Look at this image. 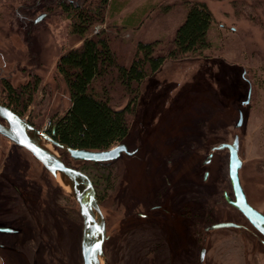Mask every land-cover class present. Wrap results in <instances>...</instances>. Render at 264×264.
Masks as SVG:
<instances>
[{
	"label": "rangeland",
	"instance_id": "374dc122",
	"mask_svg": "<svg viewBox=\"0 0 264 264\" xmlns=\"http://www.w3.org/2000/svg\"><path fill=\"white\" fill-rule=\"evenodd\" d=\"M20 1L0 0V103L8 104L3 81L17 89L36 79L32 100L20 113L40 131L69 108V95L55 64L62 53L81 42L69 33L66 20L44 14L38 21L37 43L20 38L9 25L11 10ZM203 1L213 16L207 34L210 47L199 57L166 60L141 83L128 136L121 142L136 152L107 163L66 159L96 183L106 228L102 252L108 260L117 256L115 246L119 258L131 252L122 264H147L141 254L155 249L150 237L157 234L161 235V254H156L152 264H195L202 247L203 264H264V248L256 246L250 232L232 227L204 231L216 222H238V213L221 197L223 191L232 197L229 153L226 149L211 151L232 143L234 136H238L242 162L238 171L241 187L248 202L264 210V0H246L244 6L238 3L235 8L233 0ZM183 2L147 1L141 8L153 9H147L138 26L120 28L122 18L107 19L105 25H94L90 35L99 26L98 32L113 42L118 40L112 45L125 62L137 41L160 40L163 43L156 49L163 52L185 17ZM139 3L131 0L127 7L135 9ZM110 96L113 105L125 104L118 86L114 85ZM239 115L242 121L236 127ZM209 153L211 159L204 164ZM0 171L2 177L8 173L16 178L0 179V187L27 185L31 190L25 193L41 205L29 211L19 198V219L32 224L29 233L34 243L28 251L37 250L44 237L53 251L50 264H80L82 218L74 198L32 155L2 137ZM107 177L109 184H100ZM170 183L174 190L167 192L164 188ZM156 192L180 215L162 218L156 229L137 231L129 241L120 238L127 222H137L129 212L153 204ZM181 205L189 208L192 217L181 215ZM35 220L43 226H34ZM25 231L26 235L28 227Z\"/></svg>",
	"mask_w": 264,
	"mask_h": 264
},
{
	"label": "trees",
	"instance_id": "16d2710c",
	"mask_svg": "<svg viewBox=\"0 0 264 264\" xmlns=\"http://www.w3.org/2000/svg\"><path fill=\"white\" fill-rule=\"evenodd\" d=\"M245 1L231 3L235 8L238 3L244 6ZM121 6L119 0H21L19 6L11 10L9 25L22 39L37 43L35 34L40 23L34 20L44 14L66 20L69 33L81 42L56 61L55 70L65 84L70 104L63 114L52 118L49 129L56 142L72 149L105 150L122 142L129 133V118L134 114L141 83L156 73L166 60L199 57L210 47L207 34L213 16L209 8L203 0H184L185 17L168 47L160 52L156 49L163 43L160 40L137 41L129 61L125 62L117 57L108 35L103 32L90 35L94 25L113 19L114 12ZM169 7V4L164 5L163 10ZM149 8H141L122 18L120 28L138 26ZM36 45L33 50L37 52ZM32 54L35 60V52ZM114 85L126 100L122 107L112 103L110 91ZM36 87V79L17 89L6 81L2 85L5 101L18 114L30 103ZM91 182L99 202L96 183ZM100 184H109V177L100 180Z\"/></svg>",
	"mask_w": 264,
	"mask_h": 264
},
{
	"label": "water",
	"instance_id": "95a60500",
	"mask_svg": "<svg viewBox=\"0 0 264 264\" xmlns=\"http://www.w3.org/2000/svg\"><path fill=\"white\" fill-rule=\"evenodd\" d=\"M44 15L36 18L35 22ZM0 135L13 144L27 150L76 201L79 214L82 218V236L80 241V253L82 264H102V245L106 238L105 220L97 201L96 193L90 178L82 170L64 164L62 156L57 148L62 149L70 159L90 161L95 163H107L116 160L122 154L132 155L124 143H119L105 150L72 149L68 146L55 142L51 137H46L34 128L26 120L19 117L10 109L0 105ZM239 115L236 127L241 124ZM227 149L228 176L234 193V199L226 197L227 202L239 209L252 222L258 218L264 219L262 214L254 210L246 201L241 187L238 171L241 160L238 156V136L233 137L232 143H223L212 148L214 150ZM211 154L207 156L209 160ZM205 160L204 163L207 161ZM233 223H217L209 226L207 230L234 227ZM99 250L96 251V246Z\"/></svg>",
	"mask_w": 264,
	"mask_h": 264
},
{
	"label": "flooded vegetation",
	"instance_id": "af4514ba",
	"mask_svg": "<svg viewBox=\"0 0 264 264\" xmlns=\"http://www.w3.org/2000/svg\"><path fill=\"white\" fill-rule=\"evenodd\" d=\"M0 105L10 109L12 112H14L19 117H21V114H18V112L14 111L12 109V106H8L9 104H1L0 103ZM0 122H1V124L6 125V122L4 120L0 119ZM0 137L4 138L1 135H0ZM4 139L7 142H10L6 138H4ZM10 143H12V142H10ZM119 143H121V142H119ZM119 143H116L115 145H117ZM13 145L16 147H19L15 144H13ZM115 145H113V146H115ZM19 148L25 150L22 147H19ZM57 150L61 151L60 155L62 156L64 164H66L67 166L74 167V166L68 164V162L66 161L67 157H69V156L66 153H64V151L62 149L57 148ZM25 151L28 152L27 150H25ZM128 151H129V149H128ZM132 151H135V149ZM132 151H129V152H132ZM214 151H218V150H214ZM214 151H212V152H214ZM124 155L132 156V155H127V154H124ZM210 159H211V157H210ZM210 159L209 160L206 159L207 161L204 164H208ZM74 161H80V160H74ZM74 168H76V167H74ZM0 175H1L0 179H3L4 177L6 178V180L11 179V178L16 179V178H13L12 176H9L8 173L4 177H2L3 174L1 173V171H0ZM206 175H207V173L204 174V179L206 178ZM28 187L29 186H27V185H24L23 187H19V186H13L12 187L11 185L9 187L8 186L0 187V264H37L38 263L37 259H40L41 264H50L52 261L51 260V254L53 253V251L51 248V244H50L49 240L48 239L45 240L44 237H43V239L38 241L37 250H35V251L33 250V252L28 251L30 248L29 247L30 243H34V237L32 236V233L31 234L29 233V228L32 224L31 225L27 224L25 222L26 220L23 218L19 219V214H18L19 206H20L19 198L23 200L22 205L24 207H26L29 211L39 210V208H37V207L41 206L40 204L35 203L34 199L29 198L28 195L25 193L27 189L31 190V188H28ZM231 189H232V187H231ZM164 190L167 192H170V191H173L174 188L171 186V183H170V185L166 186L164 188ZM158 195L159 194L156 192L155 202L153 204L147 206L144 210L137 211L136 209H133L132 211L129 212L128 216L130 218L134 217L137 220V222L136 223L127 222L128 225L125 228L124 233H122V235H120V234L118 235V236H120V238H123L125 241H127V240L129 241V240H131L133 234L136 233L137 231H146L148 227H149V229H152V228L156 229L160 225V223H161L160 221L162 218H164L166 216L167 217L170 216V218H172V217H174L173 215H175V214L180 215L179 211L178 212L176 211L177 209L173 210V208H172L173 205L165 204L162 201L163 199H161ZM244 195H245V192H244ZM225 196H228L230 199H234L233 190H232V197L229 196L227 194V192H225V191L222 192L221 197H222V200L229 207L233 208L238 213V216H239L238 222L237 221L236 222L226 221V223H233L235 226L232 228H236L240 231L250 232L254 241L256 242L255 243L256 246H261L264 248V219L258 218L254 221L255 223H252L245 216L244 213H242L239 209L235 208L234 206L230 205L227 202ZM245 198H246V201L248 202L246 195H245ZM248 204L254 210H256L257 212L262 214V217H264V210L260 211L257 208H255L254 206H252L249 202H248ZM168 206H170V207H168ZM181 206H182L181 215L192 217L191 211L189 210V208H185L184 205H181ZM35 221H36V223L33 224L34 226L41 227L44 224L41 220H35ZM217 223H224V222H216L213 224H217ZM213 224H210L209 226H211ZM25 227H28V231H27L26 235H25V232H26ZM208 227H206L204 231L208 232L209 231V230H207ZM150 240L152 241L153 246H154V247L153 246L152 247L155 249L150 250V251L148 250L143 255L141 254V256H143L142 259L144 260V262H146V263L148 262L147 264H152V260L155 258L156 254H158V253L161 254V252H160L161 249H159V248H161V245H162V244H160V242L162 241L161 235H157V234H155L154 236L152 235L150 237ZM80 241H81V239H80ZM80 241H79V250H80ZM157 243H159V244L156 245ZM114 248H115L114 253H116L117 256L114 258H112V257L110 258V256H109L110 262H109L108 258L105 256L106 254H104L102 252L103 264H122V262H123L122 259L125 258L126 255H129L131 253V252H127V253L125 252L124 257L119 258L118 248L116 249L115 246H114ZM204 255H205V250L202 247V249L199 252L197 262L195 264H203ZM79 256H80V261H81L80 264H82L81 253H79ZM172 263H174V262L172 261Z\"/></svg>",
	"mask_w": 264,
	"mask_h": 264
},
{
	"label": "crops",
	"instance_id": "0c3cea01",
	"mask_svg": "<svg viewBox=\"0 0 264 264\" xmlns=\"http://www.w3.org/2000/svg\"><path fill=\"white\" fill-rule=\"evenodd\" d=\"M119 1L122 3V6L120 7L119 11L114 12V15L112 17L114 19L115 18H127L132 13L134 14L136 12H139L140 9H141V5L143 3H147V1L150 2L151 0H136V2H140L139 3L140 5L139 6H135V9H131V10L127 7V5L131 2V0H119ZM136 7H138V8H136ZM147 12L148 11H146V12L144 11V13L142 15V18H144L146 16Z\"/></svg>",
	"mask_w": 264,
	"mask_h": 264
},
{
	"label": "built area",
	"instance_id": "2783aa9c",
	"mask_svg": "<svg viewBox=\"0 0 264 264\" xmlns=\"http://www.w3.org/2000/svg\"><path fill=\"white\" fill-rule=\"evenodd\" d=\"M100 27L99 26H95L94 28V34L98 32V29ZM49 129H50V122L46 123L45 126L42 128V130H40L42 132V134H44L45 136L47 137H50V132H49Z\"/></svg>",
	"mask_w": 264,
	"mask_h": 264
},
{
	"label": "snow or ice",
	"instance_id": "6c2138e0",
	"mask_svg": "<svg viewBox=\"0 0 264 264\" xmlns=\"http://www.w3.org/2000/svg\"><path fill=\"white\" fill-rule=\"evenodd\" d=\"M98 250H99V245L96 246V251H98Z\"/></svg>",
	"mask_w": 264,
	"mask_h": 264
}]
</instances>
